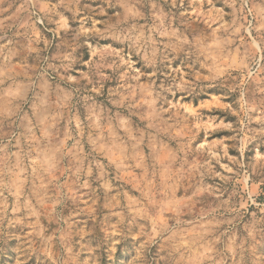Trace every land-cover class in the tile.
Here are the masks:
<instances>
[{"label":"rangeland","instance_id":"obj_1","mask_svg":"<svg viewBox=\"0 0 264 264\" xmlns=\"http://www.w3.org/2000/svg\"><path fill=\"white\" fill-rule=\"evenodd\" d=\"M0 264H264V0H0Z\"/></svg>","mask_w":264,"mask_h":264}]
</instances>
